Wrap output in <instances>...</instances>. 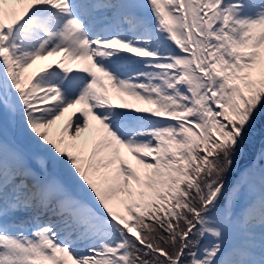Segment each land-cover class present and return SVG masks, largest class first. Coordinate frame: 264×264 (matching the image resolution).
Returning a JSON list of instances; mask_svg holds the SVG:
<instances>
[{"label":"snow or ice","instance_id":"6c2138e0","mask_svg":"<svg viewBox=\"0 0 264 264\" xmlns=\"http://www.w3.org/2000/svg\"><path fill=\"white\" fill-rule=\"evenodd\" d=\"M261 109L264 0H0V264H264Z\"/></svg>","mask_w":264,"mask_h":264},{"label":"rangeland","instance_id":"374dc122","mask_svg":"<svg viewBox=\"0 0 264 264\" xmlns=\"http://www.w3.org/2000/svg\"><path fill=\"white\" fill-rule=\"evenodd\" d=\"M264 150V109H261L245 132L243 151L238 154V167H243L249 159ZM246 160L241 163V161Z\"/></svg>","mask_w":264,"mask_h":264},{"label":"bare ground","instance_id":"6f19581e","mask_svg":"<svg viewBox=\"0 0 264 264\" xmlns=\"http://www.w3.org/2000/svg\"><path fill=\"white\" fill-rule=\"evenodd\" d=\"M67 115H68V114L66 113L65 116L67 117ZM77 115H79V113H77ZM73 119H75V116H73Z\"/></svg>","mask_w":264,"mask_h":264}]
</instances>
